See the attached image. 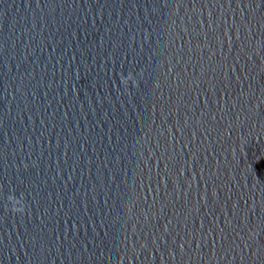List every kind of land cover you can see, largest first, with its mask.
Segmentation results:
<instances>
[{
  "label": "clouds",
  "instance_id": "obj_1",
  "mask_svg": "<svg viewBox=\"0 0 264 264\" xmlns=\"http://www.w3.org/2000/svg\"><path fill=\"white\" fill-rule=\"evenodd\" d=\"M9 200L11 201L12 208L11 211L14 213H19L24 210L23 205L20 200L16 199L14 196H10Z\"/></svg>",
  "mask_w": 264,
  "mask_h": 264
}]
</instances>
